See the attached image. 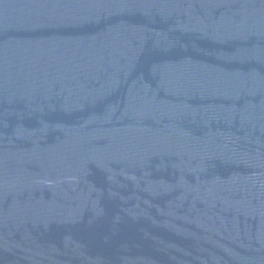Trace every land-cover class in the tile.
Segmentation results:
<instances>
[{
	"label": "water",
	"instance_id": "obj_1",
	"mask_svg": "<svg viewBox=\"0 0 264 264\" xmlns=\"http://www.w3.org/2000/svg\"><path fill=\"white\" fill-rule=\"evenodd\" d=\"M0 264H264V0H0Z\"/></svg>",
	"mask_w": 264,
	"mask_h": 264
}]
</instances>
